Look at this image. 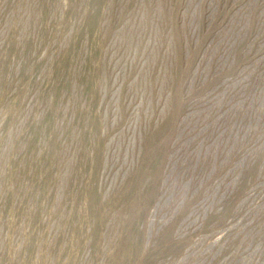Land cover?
Segmentation results:
<instances>
[{
	"label": "rangeland",
	"instance_id": "1",
	"mask_svg": "<svg viewBox=\"0 0 264 264\" xmlns=\"http://www.w3.org/2000/svg\"><path fill=\"white\" fill-rule=\"evenodd\" d=\"M0 264H264V0H0Z\"/></svg>",
	"mask_w": 264,
	"mask_h": 264
}]
</instances>
